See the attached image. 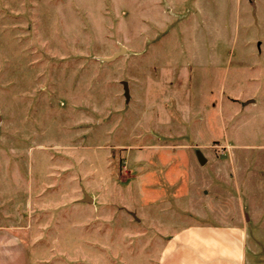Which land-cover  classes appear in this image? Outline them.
Listing matches in <instances>:
<instances>
[{"label": "rangeland", "instance_id": "374dc122", "mask_svg": "<svg viewBox=\"0 0 264 264\" xmlns=\"http://www.w3.org/2000/svg\"><path fill=\"white\" fill-rule=\"evenodd\" d=\"M4 226L31 264H159L191 226L264 264V0H0Z\"/></svg>", "mask_w": 264, "mask_h": 264}, {"label": "crops", "instance_id": "0c3cea01", "mask_svg": "<svg viewBox=\"0 0 264 264\" xmlns=\"http://www.w3.org/2000/svg\"><path fill=\"white\" fill-rule=\"evenodd\" d=\"M246 230L191 226L169 238L159 264H244ZM0 264H31L29 246L13 229L0 227Z\"/></svg>", "mask_w": 264, "mask_h": 264}, {"label": "water", "instance_id": "95a60500", "mask_svg": "<svg viewBox=\"0 0 264 264\" xmlns=\"http://www.w3.org/2000/svg\"><path fill=\"white\" fill-rule=\"evenodd\" d=\"M115 57H117V56H114L112 59H114ZM112 59H110V60H112ZM197 154H198V158H199L200 162L203 163L204 162L203 157L201 156V154L199 152ZM87 201L90 202L91 200L89 198H87Z\"/></svg>", "mask_w": 264, "mask_h": 264}]
</instances>
